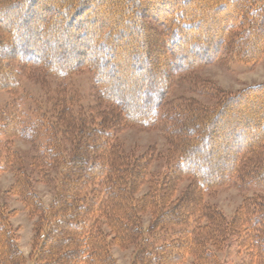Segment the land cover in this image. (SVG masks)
Listing matches in <instances>:
<instances>
[{"label":"trees","instance_id":"trees-1","mask_svg":"<svg viewBox=\"0 0 264 264\" xmlns=\"http://www.w3.org/2000/svg\"><path fill=\"white\" fill-rule=\"evenodd\" d=\"M5 46L22 55L0 53V90L22 63L56 78L87 69L97 97L36 101L28 116L16 102L0 109V172H13L8 192L33 220L26 257L0 200V264H118L114 246L132 249L130 264H226L232 242L240 264H264V82L216 88L212 105L166 102L174 74L220 56L261 60L264 0H0ZM130 126L161 128L159 171L151 155L124 152L116 133ZM15 137L32 144L30 159ZM232 181L253 194L227 218L203 198ZM37 184L53 193L48 205Z\"/></svg>","mask_w":264,"mask_h":264},{"label":"rangeland","instance_id":"rangeland-1","mask_svg":"<svg viewBox=\"0 0 264 264\" xmlns=\"http://www.w3.org/2000/svg\"><path fill=\"white\" fill-rule=\"evenodd\" d=\"M13 13L16 21L17 10ZM3 16L12 18V13L4 12ZM6 18V19H7ZM3 31V29H2ZM145 35V31L142 32ZM5 45V44H3ZM15 50V49H14ZM10 50L6 46L0 49L2 55L7 58L20 56V52ZM13 58L5 59L11 61ZM8 63L4 61L2 65ZM15 68L21 67L13 82H17L10 89L0 90V109L3 106L13 103L22 106L23 113L31 115L32 108L37 103H41L44 109H51L52 105L60 100V96L75 99L80 105L88 106L95 104L97 97L94 89L92 73L87 69H81L63 78L53 77L40 72L38 69H33L22 63L20 65L11 63ZM1 65V66H2ZM4 72V71H3ZM0 71V82L6 79V76ZM7 78V83H9ZM264 82V53L259 62L256 64H244L230 60L227 56H220L213 62L203 64L194 68L192 71H186L174 74L173 82L168 94L166 102L173 103L179 98H195L202 104L212 105L214 103V91L216 88L222 89L231 93L237 92L244 87ZM18 85V86H17ZM61 97V99L63 98ZM79 105V106H80ZM93 106V105H92ZM116 138L123 145L124 152L134 155L149 154L152 156L150 161V170L153 172L159 171L165 165V157L169 146L164 138V134L160 127L153 128H138L126 127L120 129L116 133ZM12 149L18 150L24 154L25 160L31 158L33 152L32 144L25 142L20 138H11ZM14 175L11 170L0 172V200L6 202L9 209L13 210L10 220L19 233V240L24 245L28 243L29 233L33 231V220L28 216L26 208L21 200L8 192L13 184ZM187 183L185 179L182 183ZM37 191L45 205H48L53 198L51 190L43 184H37ZM252 190H242L237 182H229L217 189L204 195V200L217 207L227 218H231L238 207L243 202L246 196H251ZM264 195V194H263ZM32 230V231H31ZM33 235V232H32ZM29 255V251L24 252ZM112 254L118 264H130L132 259V249H121L117 246L112 248ZM221 259L225 260L226 264H240L244 259L243 255L238 251L235 242L226 246L220 253ZM24 264H32L29 259H26ZM181 264H192V258L188 257Z\"/></svg>","mask_w":264,"mask_h":264},{"label":"crops","instance_id":"crops-1","mask_svg":"<svg viewBox=\"0 0 264 264\" xmlns=\"http://www.w3.org/2000/svg\"><path fill=\"white\" fill-rule=\"evenodd\" d=\"M31 231H32V230H31ZM32 232H33V231H32ZM32 232L29 233V236H28V243H27V245H25V243H24V245L22 244V242H21V238H20V240H18V241H19L20 248H21V250H22L23 253L25 252V250L30 252V248H31V239H32ZM25 256L27 257L28 255H25Z\"/></svg>","mask_w":264,"mask_h":264}]
</instances>
